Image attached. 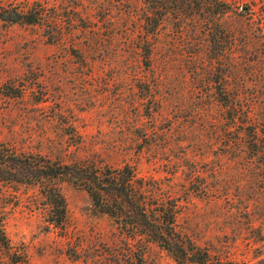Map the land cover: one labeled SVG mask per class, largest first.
<instances>
[{
	"label": "rangeland",
	"instance_id": "1",
	"mask_svg": "<svg viewBox=\"0 0 264 264\" xmlns=\"http://www.w3.org/2000/svg\"><path fill=\"white\" fill-rule=\"evenodd\" d=\"M157 1L0 0L39 3L56 20L0 21V143L31 162L129 164L178 199L183 235L221 259L258 264L264 0ZM56 183L67 204L61 227L48 222L34 181H0L10 242L0 264H177L147 237H130L85 190Z\"/></svg>",
	"mask_w": 264,
	"mask_h": 264
},
{
	"label": "trees",
	"instance_id": "2",
	"mask_svg": "<svg viewBox=\"0 0 264 264\" xmlns=\"http://www.w3.org/2000/svg\"><path fill=\"white\" fill-rule=\"evenodd\" d=\"M158 2L152 0V4ZM203 3V6L208 5L207 1ZM214 3L219 8L217 14L225 13V5L219 1ZM0 21L4 24L27 25L44 22L54 25L56 22L39 3L27 9L0 4ZM157 22H154L153 32ZM26 177L40 188L49 213L48 222L54 227L63 226L67 218L66 199L56 183L57 180H63L85 190L94 205L115 219L129 232L130 237H147L166 250L177 264H238L232 259L213 255L208 248L183 235L177 224L180 212L178 199L159 193L154 181L140 177L129 164L101 167L87 161L63 163L39 154L31 162L29 156L0 143V181L20 183ZM9 243L0 222V244L10 249ZM258 264H264V258Z\"/></svg>",
	"mask_w": 264,
	"mask_h": 264
}]
</instances>
